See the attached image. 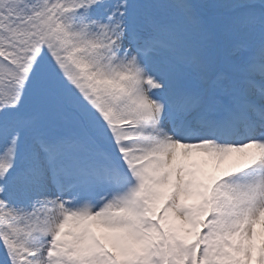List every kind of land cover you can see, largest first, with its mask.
I'll list each match as a JSON object with an SVG mask.
<instances>
[{
  "label": "snow or ice",
  "instance_id": "6c2138e0",
  "mask_svg": "<svg viewBox=\"0 0 264 264\" xmlns=\"http://www.w3.org/2000/svg\"><path fill=\"white\" fill-rule=\"evenodd\" d=\"M0 264H264V0H0Z\"/></svg>",
  "mask_w": 264,
  "mask_h": 264
},
{
  "label": "rangeland",
  "instance_id": "374dc122",
  "mask_svg": "<svg viewBox=\"0 0 264 264\" xmlns=\"http://www.w3.org/2000/svg\"><path fill=\"white\" fill-rule=\"evenodd\" d=\"M194 2L201 3V4L211 5V4L217 3L218 0H194ZM204 13L208 17L214 16L216 14L215 13V10H213L211 8L204 9Z\"/></svg>",
  "mask_w": 264,
  "mask_h": 264
}]
</instances>
